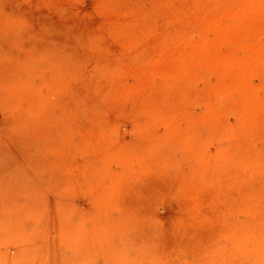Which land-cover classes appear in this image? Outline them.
Masks as SVG:
<instances>
[{
    "label": "rangeland",
    "instance_id": "obj_1",
    "mask_svg": "<svg viewBox=\"0 0 264 264\" xmlns=\"http://www.w3.org/2000/svg\"><path fill=\"white\" fill-rule=\"evenodd\" d=\"M113 3L2 0L1 10L18 13L20 18L0 19V264L208 261L200 251L203 224L192 216L185 197L186 178L194 171L201 172L199 178L216 176L219 187L229 186L231 195L236 194V138L228 129L235 126L237 117L229 115L224 120L226 128L211 126L199 116L179 119L182 128L196 125L192 135L202 143L197 160L189 156L192 151L181 139L166 140L165 125L147 129L151 121L158 123L163 117L159 121L141 112L138 100H126L121 87L137 81L131 71L134 57L147 59L162 51L155 38H143V45L149 47L141 50L136 42L142 40L137 37L96 33L108 24L104 8ZM81 25L87 35H78ZM134 42L138 47L132 49ZM254 79L259 82L258 77ZM15 81L28 84L25 94L11 88ZM116 96L121 99L118 103ZM194 107L196 113L202 112V105ZM99 125L106 127L100 137L94 133ZM91 138L141 149L155 142L161 155L144 158L134 167H105L94 142L89 143ZM88 162L99 166L89 167ZM225 174L231 175L228 181L223 179ZM219 187L215 189L223 198ZM232 216L236 220L240 215L234 210Z\"/></svg>",
    "mask_w": 264,
    "mask_h": 264
},
{
    "label": "bare ground",
    "instance_id": "obj_2",
    "mask_svg": "<svg viewBox=\"0 0 264 264\" xmlns=\"http://www.w3.org/2000/svg\"><path fill=\"white\" fill-rule=\"evenodd\" d=\"M113 1L115 3L109 4V7L105 5L106 8H104L108 24L101 31L96 29V33L128 35L139 40L155 38L158 39L159 50L162 51L155 57L152 55L153 57L147 59L134 57L130 62L131 71L136 75L137 81L135 79L136 83L132 82L127 88L121 87L125 88L124 92L121 91L126 100H138L136 102L141 112L152 118L158 117V120L160 116L163 117V121L159 120L158 123L151 121L147 129L158 130L159 125L162 127L165 125L164 131H168L166 133L163 130L159 131L166 134V140L181 139V142L188 145L186 149L192 151L189 156L197 160L200 157L202 143H199L196 136L192 135L196 125L194 127L188 125L184 129L179 119L199 116L209 121L211 126L226 128L224 120L229 115L237 117L235 126H230L228 129L229 133L236 138L233 142L236 143L234 144L236 158L233 166L236 194L231 195L229 186L222 187L223 189L219 187L216 184V181H219L216 176H207L204 179L202 174V178H199L198 175L201 172L199 171L198 174L194 171L186 178L188 190L185 192V197L188 199L192 216L203 224V232L205 231L199 239L204 245L200 247L202 249L200 251L209 257L205 264H264V0ZM145 2H149L150 6H145ZM1 3L2 0H0V19L14 21L20 18L18 13L8 11L10 14L1 10ZM78 28H81L78 35H87L88 32H84L83 25ZM143 40L141 42L134 40L143 48L141 50L149 47L144 46L146 44L143 45ZM135 42L132 49H135V46L138 47ZM127 65L124 64V68ZM121 67L123 69V65ZM134 74H132L133 77ZM254 77H258V83L254 82ZM200 82L202 87L199 86ZM119 83L122 86L123 82ZM11 86L17 92L24 90V94L27 92L26 87L29 88L28 84L22 81L12 82ZM116 89H114L115 92ZM119 93L122 94L120 91ZM16 96L18 97V94ZM117 100L116 96V103H118ZM197 104L203 106L200 113L194 110ZM111 107L113 109V106ZM111 112L113 113L112 110ZM104 128L106 127L99 125L97 129L94 128V133L99 135L102 131L104 132ZM92 141L98 158L104 164L102 166L116 164L119 167H134L142 159H150L161 153L159 145L155 142L141 149L138 146H124V142L122 144L118 141L100 143L97 138L89 139V143ZM158 143L161 144V142ZM82 145L84 146L85 143L82 142ZM162 153L167 157V152ZM89 154L92 155V153ZM95 157L97 159V156ZM88 163L87 166H96V162ZM135 172L137 173V170ZM134 174L131 175L134 177ZM225 175L223 179L228 181L231 175ZM178 176L181 177L179 174ZM217 187L222 189L223 198L221 193H217L215 189ZM234 210H237L241 216L236 220L232 218ZM192 216L189 217L192 218ZM200 227H202L201 224ZM178 230L183 236H187L180 226ZM171 258L167 259L168 262ZM201 261L202 259L199 263L204 264Z\"/></svg>",
    "mask_w": 264,
    "mask_h": 264
}]
</instances>
